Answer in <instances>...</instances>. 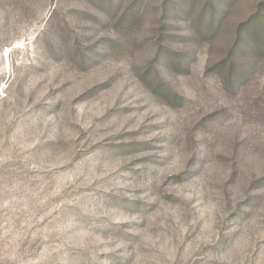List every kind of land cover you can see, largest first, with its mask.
Here are the masks:
<instances>
[{
    "label": "rangeland",
    "instance_id": "1",
    "mask_svg": "<svg viewBox=\"0 0 264 264\" xmlns=\"http://www.w3.org/2000/svg\"><path fill=\"white\" fill-rule=\"evenodd\" d=\"M0 264H264V0H0Z\"/></svg>",
    "mask_w": 264,
    "mask_h": 264
},
{
    "label": "trees",
    "instance_id": "2",
    "mask_svg": "<svg viewBox=\"0 0 264 264\" xmlns=\"http://www.w3.org/2000/svg\"><path fill=\"white\" fill-rule=\"evenodd\" d=\"M214 16V15H213ZM215 17H213V20H214Z\"/></svg>",
    "mask_w": 264,
    "mask_h": 264
}]
</instances>
